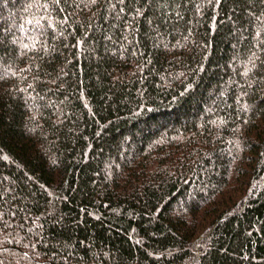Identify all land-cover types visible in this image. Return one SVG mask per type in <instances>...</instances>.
<instances>
[{"label":"trees","instance_id":"trees-1","mask_svg":"<svg viewBox=\"0 0 264 264\" xmlns=\"http://www.w3.org/2000/svg\"><path fill=\"white\" fill-rule=\"evenodd\" d=\"M0 264H264V0H0Z\"/></svg>","mask_w":264,"mask_h":264}]
</instances>
